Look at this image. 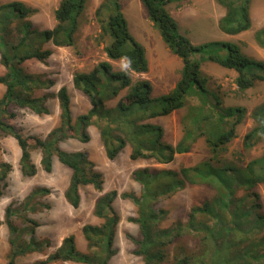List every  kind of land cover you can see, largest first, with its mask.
Listing matches in <instances>:
<instances>
[{"label":"rangeland","instance_id":"obj_1","mask_svg":"<svg viewBox=\"0 0 264 264\" xmlns=\"http://www.w3.org/2000/svg\"><path fill=\"white\" fill-rule=\"evenodd\" d=\"M60 1L32 2L31 4L38 7L44 5L32 19V28L36 31L53 28L57 23L54 12ZM102 1L100 13L96 14L99 0H86L84 9L78 16L75 43L70 45L71 48H66L65 52L64 47L57 49L46 64L33 60L26 64L22 62V66L29 72H39L38 75L43 78L64 83L70 77L68 71L64 72V57L70 62L77 57V51L81 50V53L87 51L92 54L84 60L87 66H90L92 60L99 63L106 59L104 47L110 43L111 38L102 32V20L107 19L114 12V4L117 3L127 21L131 37L144 49L148 69L143 74H131L129 69H118L125 61L119 60L114 62L112 70L128 71L132 84L139 80H148L152 98L170 92L181 76L182 59L168 48L157 24L150 20L143 3L140 0ZM5 2L7 1L0 0V4ZM166 8L176 20L179 31L196 45L208 43L206 49L211 55L223 56L224 47L214 43L230 41L236 43L248 56L264 61V47L259 46L254 38V32L264 26V0H250L251 26L236 34H228L220 29L219 19L224 15L225 8L216 0H171L166 4ZM10 15L12 18V14ZM50 17L54 22L53 25H48ZM19 26L21 27L18 17L4 24L2 27L8 33L4 31L3 40L16 43ZM83 27H87L85 37L81 39L78 36L79 39L76 41V34ZM52 43L51 40H40L34 46L52 50L51 46L54 44ZM209 53L202 52L196 55L200 61L201 71L210 76L205 96L200 95L193 86L185 94L184 104L168 114L148 116L146 112L155 110L157 103L150 105L144 103L141 106L134 104L129 110L116 108L118 96L126 95L130 87L122 85V80L104 79L109 77V73L105 76L101 70L104 85L99 86V92L96 94L101 97V92L106 91L112 97L104 101L106 108H99L98 117L94 116L91 120L92 124L86 127L89 135L87 141L80 139V124L77 122L79 116L85 114L91 107V102L81 90L70 88L73 129L70 130V135L60 141L59 146L61 149L64 147L68 152L83 151L94 161L95 169L103 175V192L115 189L118 194L123 191L133 192L137 196L144 194L145 199L150 198V193L158 192L156 199L151 197L154 199L151 204L152 211L158 213L156 223L158 227L165 228L173 223L176 225L178 221H185L193 205L207 201L210 208L206 214L210 219L208 225L213 227L217 223L219 227L216 226V229L223 232L222 237L214 241L208 238L205 244L202 236L206 234L202 233L196 236V240L191 236L177 240L179 247L193 250L194 256L197 255L196 253L202 254L204 264H264V257H258L264 254V184L250 185L247 180L241 178V172H233L227 167L228 165L244 167L250 160L260 158L264 153V136L252 138L248 147L243 144L245 133L255 124L251 113L264 101V80H256L252 86L238 89L235 83V70L211 60ZM4 72L5 68L0 63V75ZM113 89L117 90L118 96L114 97ZM4 90L5 85L0 83V96ZM49 101L47 105L51 110L50 114L43 117L35 116L27 108H16L18 116L16 120L12 119L15 126L25 134L46 135L50 129L60 123L58 101L54 97ZM230 107L245 108L244 117L235 125L236 136L228 144L212 151L207 140L215 141L219 134L232 126L235 120L233 113L230 114L228 110ZM106 115L109 118L106 119ZM107 124L114 144L124 142L123 148L114 159L107 158L100 132L94 135L97 131L95 126L98 128ZM144 124L146 127H143ZM157 128L161 129L160 142L173 147L180 142V148L185 145L190 146L188 151H174L172 158L168 160L169 151L165 146L159 147L160 144L156 142ZM1 147L0 161L9 163L11 169L8 172V185L4 189L3 196L0 197V264H6L9 238L16 236V232L17 236L28 241L33 240L40 246L38 250L19 256L16 260L17 264H28L48 258L60 244L61 239L68 234H74L78 249L85 251L86 241L80 229L84 223L103 222L102 218L93 214L95 199L100 195L99 192L102 194V191L94 189L92 185L82 186L79 192V206L74 208L62 193V187L64 186L65 189L68 184L71 169L56 156L53 157L51 172L40 168L38 173L28 177L20 171V151L16 139L11 136L4 137ZM133 150H140L146 156H151L132 159L130 154ZM36 154L34 151L33 156ZM202 161L208 163L202 164L197 174L199 172L205 174V183L186 182L182 169ZM262 164L264 165V158ZM144 167L148 168V171L138 178L139 181L135 180L134 170ZM163 170L176 173L178 180L183 182L182 188L174 190L176 185L181 184L179 183L170 186L169 191L165 190L164 183L167 176L161 172ZM156 175L159 177L157 181L153 180ZM142 179L148 185L141 183ZM144 188L148 189V192ZM254 191L258 193V198L252 195ZM31 193L33 198H28ZM225 195L232 199L228 207L222 208L221 200ZM26 199L29 205L23 209L22 202ZM9 203L13 210L9 215L11 224L5 218V207ZM113 205L119 213L120 220L114 240L117 252L111 257L109 264H144L142 256L134 254L133 250L136 246L130 239V236L137 234L138 225L129 221L128 217L138 216L137 206L131 200L123 199L119 195L114 199ZM31 207L34 209L32 210ZM48 264L84 263L53 261Z\"/></svg>","mask_w":264,"mask_h":264},{"label":"trees","instance_id":"obj_2","mask_svg":"<svg viewBox=\"0 0 264 264\" xmlns=\"http://www.w3.org/2000/svg\"><path fill=\"white\" fill-rule=\"evenodd\" d=\"M145 6L150 20L157 24L160 35L165 41L168 48L182 59L181 76L174 85L173 89L159 97L152 98L150 96L151 86L148 80H139L131 83L130 70L134 72H146L148 69L147 59L145 57L143 47L136 42L130 35L127 21L123 13L119 9V5L115 3L114 12L107 19H103L102 32L109 35L111 42L104 47L106 55L109 59H125L127 61L129 72L114 71L110 62L100 61L92 70L88 72L76 71L72 74V82L75 88L85 93L91 102V107L83 115L79 116L80 124L79 136L83 141L89 140V135L86 127L92 124L91 120L94 116L98 117L99 108L102 109L104 101L112 96L106 91L101 92L100 96L96 93L99 91V86L104 85L101 70L104 75L113 80H122V85L130 87L127 94L120 98L116 104V108L125 110L131 105L141 106L142 104H156L154 110L147 111L148 116L157 114H168L174 109L184 104V96L193 86L199 91V94L205 96L207 92V83L210 76L203 73L200 69V61L196 57L202 52H210L206 49L208 43L194 44L189 38L184 36L178 28V24L174 17L169 13L166 4L171 0H140ZM224 8L225 13L219 19V27L222 31L228 34H236L247 30L251 26L249 16L250 0H216ZM86 0H61L54 15L57 23L51 29L36 31L32 28L31 21L28 17L32 14L33 8L28 6L22 0H11L0 4V63L4 66L5 72L0 75V83L5 85V90L0 96V139L5 136H12L20 148L19 165L20 171L25 176H32L36 173V166L32 162L31 154L34 148H39L41 152L40 163L46 172H51L53 167V157H57L60 162L71 169V174L68 184L64 189V197L67 202L74 208H77L80 203L79 190L84 185H92L94 189L102 191L103 175L95 169V164L90 160L86 153L80 150L65 151L59 146L60 141L70 135V130L73 129L72 112L70 107V95L65 85H62L56 94L47 93L39 95L40 89L50 88L53 80L43 78L41 75L29 72L22 66V62L29 58H36L44 61L52 50L40 49L35 47L36 42L51 40L57 46L73 45L75 43V33L77 30L78 16L84 9ZM102 3L97 7L96 14L100 13ZM18 17L21 27H17V41L10 43L3 40L4 24L11 22L12 18ZM254 38L257 44L264 47V26L254 32ZM220 47H224L225 54H218L209 57L221 64L222 66L233 68L236 72L235 83L238 89H246L252 86L256 80H264V61L256 59L243 53L238 45L234 42H216ZM257 70V71H256ZM117 90L113 89V94L116 95ZM58 99L60 108V123L54 127L49 133L41 138L33 134H25L16 128L10 119L16 116V108H27L35 114H49L50 109L47 105V99L55 97ZM106 108V107H105ZM230 114L233 113L235 120L232 126L225 132L218 135L215 141L207 140L212 151L228 144L236 136L237 125L244 117L245 108L236 107L229 109ZM255 122L253 127L249 129L243 138V144L250 146L252 138L264 136V101L261 102L251 113ZM105 118H109L108 115ZM148 126V125H147ZM143 127H146L145 124ZM100 138L104 147L107 158L114 159L118 152L123 148L124 142L120 141L117 145L114 144L110 127L102 125L98 127ZM158 129L156 142L159 147L165 146L169 151L168 160L174 154V151H188L189 145L180 148V142L175 147L166 145L160 142L161 129ZM75 133H73L74 135ZM187 133H184L186 135ZM72 135V136H73ZM75 136V135H74ZM192 141L194 140L191 137ZM1 151V145H0ZM145 153L140 150H133L130 158H146ZM262 157L250 160L244 167L237 165H228L227 167L233 172H241V178L247 180L250 185L256 183L264 184V165ZM208 161H202L195 165L182 169V174L188 183H205V174L199 172L198 169ZM259 171H258V169ZM11 165L5 161H0V197L3 196L5 187L8 185V172ZM148 168L144 167L136 169L133 172L134 179L138 180ZM167 178L165 179V190L169 191V187L181 183L176 177V173L168 170L161 171ZM149 174V173H148ZM142 179L141 183H148ZM153 180H159L156 175ZM139 181V180H138ZM183 182L174 190L182 188ZM148 192V189H145ZM32 193L28 198H33ZM119 195L123 199L131 200L137 206L138 216L128 217V220L138 225L137 234L130 236V239L135 244L134 254L140 255L143 258L144 264H204L203 255L193 253L185 247H179L177 240L182 237L191 236L196 240L199 234L202 236L204 243L210 238L212 241L222 237L223 232L216 229L219 227L208 225L209 218L206 215L210 211L207 201L198 205H193L190 208L188 218L185 221H178L168 227H158V213L153 212L151 204L159 193H150V198L145 199L144 194L140 196L133 192L123 191L118 194L115 189L105 191L96 197L93 205V214L103 219L101 224L84 223L81 226V233L86 241V250L81 251L76 244L74 234L64 236L60 244L46 259H39L28 264H48L49 262H75L84 264H109V260L116 254L117 248L114 247L115 234L117 224L120 220L119 213L113 205L114 199ZM255 198H258V193L253 192ZM154 197V199H151ZM221 200L222 208H226L230 204V196L225 195ZM151 199V200H150ZM23 209L29 205V201L22 202ZM33 210L34 208L31 207ZM11 204L5 207V218L9 220L11 215ZM257 215H255L256 217ZM16 231V230H15ZM228 233V232H227ZM16 236L9 238V251L7 254L6 264H17L16 260L19 256L24 255L33 250H38L40 246L33 240L28 241L23 237ZM198 241V238H197ZM198 243V242H197ZM41 245V243H40ZM201 249V248H200ZM258 257H264L259 255Z\"/></svg>","mask_w":264,"mask_h":264},{"label":"crops","instance_id":"obj_3","mask_svg":"<svg viewBox=\"0 0 264 264\" xmlns=\"http://www.w3.org/2000/svg\"><path fill=\"white\" fill-rule=\"evenodd\" d=\"M5 1H11V0H5ZM22 1H24V0H22ZM26 1H29V2H26ZM26 1H24L28 6H30L31 8H33V12H32V14L28 17V19H29V21H31L30 23L31 24H33V22H32V19L36 16V13H38V11H39V9H40V7H42V6H44V5H42L41 4V6L40 7H38V6H36V5H34V4H31L32 2L34 3V1H37V0H26ZM101 3H103V1L101 2V0H99V2H98V4H97V7L101 4ZM96 7V8H97ZM54 24V22L52 21V19H51V17L48 19V25H53ZM55 26V25H54ZM81 29V28H80ZM86 30H87V27H83L81 30H79L78 31V34H76L77 35V39H76V41L79 39V37L78 36H80V38L81 39H84V37H85V33H86ZM82 34V35H81ZM110 42H111V39H110ZM53 44V43H52ZM104 45L105 44H103V47H104ZM64 47V52H65V50H66V48H71V46H69V45H67V46H56V45H52L51 46V48H52V52L53 53H51L50 54V56L51 55H53L54 54V52L57 50V49H59V48H63ZM81 51V50H80ZM80 51H77V57L75 58V59H72L70 62H69V59L67 58V57H64V72H66V71H68V73L70 74V77H69V79H68V81H64V83H61V82H55V80H53V84H52V86L50 87L51 89L49 90V88H47V89H40L39 91H38V94L39 95H42V94H47V93H53V94H56V92L58 91V89L62 86V85H65L66 87H67V89H68V92H69V95H70V88H74V85H73V82H72V73H74L73 71H75L76 72V70L77 71H83V72H88V71H90V70H92L98 63L97 62H95V61H91V63H89L90 64V66H87V65H85L84 64V60L86 59V58H88V57H90L92 54H90V53H88L87 51H85L84 53L82 52H80ZM50 56H48L44 61H41V62H43L44 64H46V61H49V58H51ZM67 59V61H65ZM91 59H93V57L91 58ZM34 60V62H40V60H38V59H36V58H29V59H27V60H25L24 62H25V64L27 63V62H30V61H33ZM104 60H106V61H108V62H110V64L112 65V66H114L113 64H114V62H116V61H119V60H122V61H124L125 59H109L108 57H107V55H106V59H103V60H101V61H104ZM126 61V60H125ZM124 61V63L122 64V66L120 67V68H118V69H122V68H125V69H129V67H128V64H127V61L125 62ZM99 62V61H98ZM88 64V65H89ZM183 64V63H182ZM31 73H33V72H31ZM130 73L131 74H143V72H134V71H132V70H130ZM34 74H40L39 72H37V71H34ZM47 92V93H46ZM116 96H118V95H115L114 97H116ZM125 95H123V96H118V101H119V99L120 98H123ZM57 101H58V99L56 98V96L54 97ZM50 99V98H49ZM49 99H47V104L50 102L49 101ZM70 99H71V95H70ZM72 100V99H71ZM117 101V102H118ZM117 102H116V104H117ZM115 104V105H116ZM114 105V106H115ZM49 106V105H48ZM92 106V105H91ZM70 107H71V111H72V103H71V101H70ZM113 107V106H112ZM50 109V108H49ZM58 109H59V103H58ZM88 110V109H87ZM51 111V110H50ZM172 113L174 112V111H171ZM170 112V113H171ZM33 113V112H32ZM60 113V112H59ZM50 114V113H49ZM34 115L35 116H39V117H43V116H45V115H48V114H42V115H39V114H35L34 113ZM18 116V114L16 113V116L14 117V118H12V119H15L16 117ZM60 118V117H59ZM12 119H10V122L15 126V124L13 123V121H12ZM16 120V119H15ZM60 120V119H59ZM60 122V121H59ZM95 126V125H94ZM16 127V126H15ZM17 128V127H16ZM95 128L97 129V131L96 132H94V135H97L98 134V132H99V129L97 128V126H95ZM53 129V128H52ZM52 129H50V131L52 130ZM49 133V132H48ZM47 133V134H48ZM33 135H36V136H39V137H41V138H44L46 135H43V134H41V133H32ZM7 136H5V138H6ZM12 137V136H11ZM3 139H4V137H3ZM3 139L1 138L0 139V145L2 146V141H3ZM18 145V144H17ZM19 147V146H18ZM18 147H17V149H18ZM63 148V150H64V147H62ZM1 150H2V147H1ZM18 151H20V148H19V150ZM34 151H35V156H33V153H34ZM32 156H31V159H32V162L35 164V166H36V173H38L41 169L40 168H42V166H41V164H40V159H41V152H40V149H38V148H34L33 150H32V154H31ZM87 155V154H86ZM91 160V159H90ZM93 161V160H92ZM94 162V161H93ZM95 164V163H94ZM53 168V167H52ZM44 171V170H43ZM35 175V174H34ZM33 176V175H32ZM29 177V176H28ZM63 188V190H62V193H63V196H64V186L62 187ZM61 190H60V194H61ZM103 191H104V189L102 188V193H103ZM79 192H80V190H79ZM100 194H101V192H99Z\"/></svg>","mask_w":264,"mask_h":264}]
</instances>
